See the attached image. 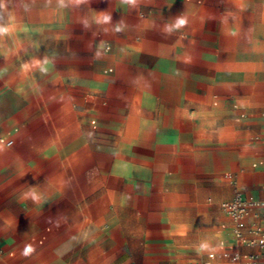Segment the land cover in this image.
<instances>
[{
  "label": "crops",
  "instance_id": "crops-1",
  "mask_svg": "<svg viewBox=\"0 0 264 264\" xmlns=\"http://www.w3.org/2000/svg\"><path fill=\"white\" fill-rule=\"evenodd\" d=\"M0 29V264L259 252L221 204L264 200V0H0Z\"/></svg>",
  "mask_w": 264,
  "mask_h": 264
},
{
  "label": "built area",
  "instance_id": "built-area-1",
  "mask_svg": "<svg viewBox=\"0 0 264 264\" xmlns=\"http://www.w3.org/2000/svg\"><path fill=\"white\" fill-rule=\"evenodd\" d=\"M0 145L11 147L13 141L0 138ZM221 209L232 221L233 244L259 250L253 254H242L234 246L223 243L221 249L226 257L243 264H264V228L258 223L249 225L252 217L264 219V200L249 201L237 196L232 201L223 202Z\"/></svg>",
  "mask_w": 264,
  "mask_h": 264
},
{
  "label": "rangeland",
  "instance_id": "rangeland-1",
  "mask_svg": "<svg viewBox=\"0 0 264 264\" xmlns=\"http://www.w3.org/2000/svg\"><path fill=\"white\" fill-rule=\"evenodd\" d=\"M229 221V219L225 216V219H222L221 217L219 218V223H220V227L219 228H221V225L224 223V222H228ZM181 234H183L184 235V233L183 232H181ZM215 251L218 253V255L220 256V261H221V264H240V263H231L230 261H227L223 256H222V253H221V251H220V249L219 248H216L215 249Z\"/></svg>",
  "mask_w": 264,
  "mask_h": 264
},
{
  "label": "clouds",
  "instance_id": "clouds-1",
  "mask_svg": "<svg viewBox=\"0 0 264 264\" xmlns=\"http://www.w3.org/2000/svg\"><path fill=\"white\" fill-rule=\"evenodd\" d=\"M4 31L3 29H0V32Z\"/></svg>",
  "mask_w": 264,
  "mask_h": 264
},
{
  "label": "snow or ice",
  "instance_id": "snow-or-ice-1",
  "mask_svg": "<svg viewBox=\"0 0 264 264\" xmlns=\"http://www.w3.org/2000/svg\"><path fill=\"white\" fill-rule=\"evenodd\" d=\"M30 251V250H29Z\"/></svg>",
  "mask_w": 264,
  "mask_h": 264
}]
</instances>
